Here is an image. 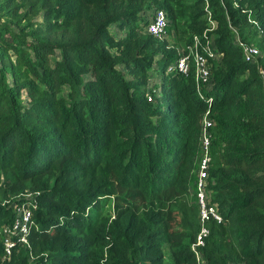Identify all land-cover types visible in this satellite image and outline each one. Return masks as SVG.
Returning a JSON list of instances; mask_svg holds the SVG:
<instances>
[{
  "label": "trees",
  "instance_id": "16d2710c",
  "mask_svg": "<svg viewBox=\"0 0 264 264\" xmlns=\"http://www.w3.org/2000/svg\"><path fill=\"white\" fill-rule=\"evenodd\" d=\"M156 8L171 44L145 30ZM203 33L197 93L192 55L172 67ZM205 150L221 219L197 259ZM19 204L28 246L6 252ZM199 262L264 264V0H0V264Z\"/></svg>",
  "mask_w": 264,
  "mask_h": 264
},
{
  "label": "built area",
  "instance_id": "2783aa9c",
  "mask_svg": "<svg viewBox=\"0 0 264 264\" xmlns=\"http://www.w3.org/2000/svg\"><path fill=\"white\" fill-rule=\"evenodd\" d=\"M206 18L208 19L209 23V29L214 26V21L210 17L209 11L206 12ZM168 23V19L166 17V14L163 9L156 8L154 9L145 25V30L149 33H152L157 36H161L164 33L165 27ZM204 38L203 41H199V38L194 35L193 36V43L192 46L188 49V54H182L180 55L172 68H177L178 70L185 71L187 67V61H188V55L191 54L193 58L194 63V76H195V82H196V89L197 93H200V89L202 86H205L208 82V76H209V69L207 67V56H214V53L212 51V37L205 33H203ZM237 43L242 48V54L243 58L245 60H251L256 55H259V50L256 46L250 45L246 42L240 41L238 37H236ZM201 49V51H204V54L201 53L198 49ZM171 67L169 66L168 69ZM207 124V121L203 119V142L204 147L207 143V138L205 134V125ZM206 161H207V155L206 150L204 151V155L202 156L199 164V168L197 171V176L195 180V187H196V195H197V202L199 206V218H200V228L196 236L195 242L192 244V249L195 251V256L198 259V253L194 249L196 245L202 244L201 236L205 235L207 230L205 226L203 225V221L207 219L209 216H211L216 221H219L221 219L220 214L216 211V208L214 205L208 204L206 195H205V180H206ZM205 195V196H204ZM15 216L13 221L3 227V231L5 233L4 237V248L5 251H9V247L12 245V237H17L18 240L25 243L28 246L27 243V237L26 234L29 231L30 225L33 224L32 218L30 216V208L23 205H15L14 207ZM198 262V261H197ZM197 264H201L200 262Z\"/></svg>",
  "mask_w": 264,
  "mask_h": 264
},
{
  "label": "rangeland",
  "instance_id": "374dc122",
  "mask_svg": "<svg viewBox=\"0 0 264 264\" xmlns=\"http://www.w3.org/2000/svg\"><path fill=\"white\" fill-rule=\"evenodd\" d=\"M232 28V27H231ZM233 29V32H234V37L236 38V37H238V35L236 34V31L234 30V28H232ZM162 37H165V42L167 43V44H171V39H170V37H171V35L170 34H167L166 32H164L162 35H161ZM234 38V39H235ZM259 50V49H258ZM259 54H260V50H259ZM154 76H152V78H153ZM152 81H154L153 79H152ZM151 81V82H152ZM159 87V85L157 84V93H161V90H162V88H158ZM205 196V195H204Z\"/></svg>",
  "mask_w": 264,
  "mask_h": 264
}]
</instances>
